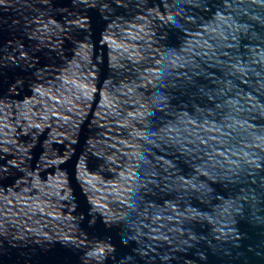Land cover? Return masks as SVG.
<instances>
[{"label": "water", "instance_id": "1", "mask_svg": "<svg viewBox=\"0 0 264 264\" xmlns=\"http://www.w3.org/2000/svg\"><path fill=\"white\" fill-rule=\"evenodd\" d=\"M0 264H264V0H0Z\"/></svg>", "mask_w": 264, "mask_h": 264}]
</instances>
